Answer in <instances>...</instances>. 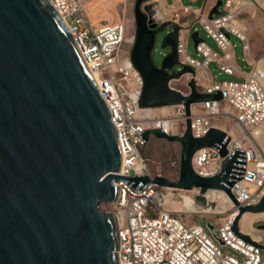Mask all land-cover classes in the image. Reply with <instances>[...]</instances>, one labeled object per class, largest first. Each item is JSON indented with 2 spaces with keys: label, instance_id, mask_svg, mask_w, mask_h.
I'll return each mask as SVG.
<instances>
[{
  "label": "water",
  "instance_id": "1",
  "mask_svg": "<svg viewBox=\"0 0 264 264\" xmlns=\"http://www.w3.org/2000/svg\"><path fill=\"white\" fill-rule=\"evenodd\" d=\"M149 1L136 0L131 52L144 78L141 107L184 104L190 115L192 104L222 100L221 92L199 93L193 81L187 95L170 86L193 70L168 72L178 63V24H171L173 31L164 40L170 54L161 67L154 64L156 36L170 24L159 26L150 19L152 5L144 7ZM221 5L219 1L210 18L219 14ZM192 39L196 47L199 32ZM151 136L181 145L179 179L131 178L135 185L199 189L203 195L225 191L239 207L231 188L240 178L230 173L240 151L214 177H201L192 164L201 148H217L227 158L231 139L224 130L214 127L195 138L189 119L183 135L150 129L145 141ZM122 164L106 100L50 0H0V264H119L116 217L101 206L117 201L115 182L123 178L117 175ZM200 201L206 204L204 196ZM245 213H264V199L257 206L239 207L232 227L237 236L255 244L239 232Z\"/></svg>",
  "mask_w": 264,
  "mask_h": 264
},
{
  "label": "built area",
  "instance_id": "2",
  "mask_svg": "<svg viewBox=\"0 0 264 264\" xmlns=\"http://www.w3.org/2000/svg\"><path fill=\"white\" fill-rule=\"evenodd\" d=\"M89 1L50 0L104 96L118 133L123 164L117 175L123 178L115 182L119 188L117 201L107 204L110 207L108 212L114 214L117 221L118 263L264 264V229L259 228L264 225V217L253 222L257 231L255 236L245 233L239 225V232L259 246L246 242L232 230L239 207L257 206L264 199V56L255 62L251 71L241 70L236 64L231 43V37H237L244 42V50L249 54L250 45L241 17L251 9L264 17V0H226L222 2V9L221 6L218 8L219 14L211 18L210 13L219 0L208 8H194L180 2L167 5L163 0L145 3L144 7L152 5L160 8L161 16L154 20L159 26L178 24L181 27L177 64L182 67L180 72L186 67L193 70V73L185 75L187 88L189 82L193 81L201 94L221 92L223 95L220 101L192 104L190 115L186 106L181 104L171 106L172 110L165 116L148 115L145 118L140 116L144 109L140 105L144 78L132 62L131 49H125V23L94 21L87 11ZM148 14L150 16L149 11ZM197 25L206 31L216 45L214 49L201 39L195 48L198 55L203 57L202 61L188 51L192 30L199 32ZM154 50H157L155 45ZM161 54L165 59L170 52ZM213 65L215 68H212ZM219 75L233 76L235 79L218 81ZM174 81L170 82L172 88ZM179 91L185 95L190 93ZM223 117L231 120V130L226 125L224 128L218 125ZM189 119L195 138H202L210 129L217 127L231 139L227 158H223L217 148H201L195 153L192 164L201 177L210 178L220 174L224 162L235 151L241 152L230 173L231 177L240 178L231 188L239 207L225 191L215 190L222 192L231 206L224 219L217 220L220 214L212 208L216 198L220 197L218 194L203 195L199 189H196L197 192L177 190L186 193L178 197L181 200L180 208L166 209L167 201L159 192L161 187L144 182L135 185L130 180L145 176L153 178L148 173L147 160L142 154L147 144L144 133L150 129H160L169 136L183 135ZM178 124L185 125L180 132L176 129ZM202 196L206 198V204L200 201ZM187 199L190 205H187ZM195 216L215 219L208 223L214 228L208 226V229L218 242L193 220ZM257 223L261 225L256 227ZM217 225L219 233L216 231ZM221 246L238 252L243 260L224 253Z\"/></svg>",
  "mask_w": 264,
  "mask_h": 264
},
{
  "label": "rangeland",
  "instance_id": "3",
  "mask_svg": "<svg viewBox=\"0 0 264 264\" xmlns=\"http://www.w3.org/2000/svg\"><path fill=\"white\" fill-rule=\"evenodd\" d=\"M155 1V0H153ZM170 1V0H169ZM205 0H199L197 2L184 0L185 4H191L194 7H202ZM218 0H209L208 7L213 5ZM225 3L226 0H219ZM135 4L136 0H90L87 4V11L90 17L96 22H109V23H125V42L124 46L126 50L132 51L135 40H136V32L137 25L135 19ZM153 7V6H152ZM222 9V6L220 7ZM149 8V13H150ZM242 24L245 28L249 45L250 52L249 54L244 50V42H241L237 37H231V43L233 45V50L236 56V64L237 66L244 71H251L255 62H257L261 57L264 56V17L256 11L255 9L248 10L245 14L242 15ZM200 37L202 40H205L212 48L216 49V45L214 41L208 37L206 31L200 26L197 25ZM173 31V26L168 25L164 30L156 36L155 48L152 52V59L154 64L157 67H161L164 61V56L161 52L168 53L170 52V48L165 46L164 40L167 37L168 32ZM195 30H192L191 36L188 40V51L189 53L196 59L203 60L202 56H199L195 43L192 39V34ZM127 64V63H126ZM215 68V65L212 66ZM182 67L177 64L172 69L168 71L170 73L179 74ZM216 74L217 71L215 72ZM235 77L228 75H219L217 76L218 81L224 80H234ZM172 86L176 89L182 90L183 92H190V89L187 88L185 76H183L180 80H175L172 83ZM129 89L131 87H128ZM160 108H144L141 110L140 116L147 117L149 116H165L172 110H168L167 113H164ZM226 106L224 105L223 109ZM164 111H167V108H164ZM218 125L220 127H226L228 129L233 128V124L230 119L220 118ZM185 128V125L178 124L176 125V129L178 132L182 131ZM143 152V151H142ZM143 154V153H142ZM147 159V167L148 173L153 176H162L166 177L170 180L177 181L179 179V171H180V157H181V145L179 143H172L168 140H160L154 136H151L148 144L144 147V155ZM159 192L163 196L164 200L167 201L165 205L166 209H179L180 208V195H186L185 192L177 191L175 189H164L159 188ZM221 200V201H220ZM222 196L216 198L215 205L212 206L214 210H217L219 214H223L228 210L229 204ZM102 210L108 212L110 207L106 204H102ZM109 213V212H108ZM227 214L219 215L217 220L224 219ZM257 219H261L256 218ZM195 222L204 227V229L208 232L209 236L218 242L210 229H208V223L211 221H215V219H211L209 217L203 216H195L193 218ZM251 219L249 218L245 224H247ZM261 224L257 223L255 226L259 227ZM217 233H219V225H217ZM264 245V242H263ZM221 249L224 253L229 254L231 256L236 257L239 260H243V257L233 249L228 246H221ZM264 256V252H262Z\"/></svg>",
  "mask_w": 264,
  "mask_h": 264
},
{
  "label": "bare ground",
  "instance_id": "4",
  "mask_svg": "<svg viewBox=\"0 0 264 264\" xmlns=\"http://www.w3.org/2000/svg\"><path fill=\"white\" fill-rule=\"evenodd\" d=\"M158 16H161V11H160V8L159 7H152L151 10H150V19L154 22V20L158 17ZM248 39V38H247ZM96 77V76H95ZM164 108L165 107H162V111L164 113H167L168 110L170 109V107H166L167 108V111H164ZM224 128V127H223ZM193 192H197L198 190H192ZM188 194V193H187ZM214 194H218L222 197H224V199H227L225 198V196L223 195L222 192H217L215 190H210L209 192H207L205 195L209 196V195H214ZM221 201V200H220ZM187 205H190V201L189 199H187ZM231 209V206L229 207L228 206V210L226 212H224L223 214H220V215H224L226 213H228ZM219 214V212H218ZM262 218L264 217V213H258V214H254V213H245L240 221V224H241V228L242 230L247 233V234H250V235H253L255 236L256 235V229L254 228L253 226V222L256 220V218ZM251 219V221H249L247 224H245V222L248 220V219Z\"/></svg>",
  "mask_w": 264,
  "mask_h": 264
},
{
  "label": "crops",
  "instance_id": "5",
  "mask_svg": "<svg viewBox=\"0 0 264 264\" xmlns=\"http://www.w3.org/2000/svg\"><path fill=\"white\" fill-rule=\"evenodd\" d=\"M163 1H165V4H167V5H173V4H177V3H181L182 5H189V6H192V7H194L193 5H191V4H185L184 3V0H163ZM188 1H193V2H197V1H199V0H188ZM208 1L209 0H205L204 1V4H203V6L202 7H194V8H208Z\"/></svg>",
  "mask_w": 264,
  "mask_h": 264
},
{
  "label": "trees",
  "instance_id": "6",
  "mask_svg": "<svg viewBox=\"0 0 264 264\" xmlns=\"http://www.w3.org/2000/svg\"><path fill=\"white\" fill-rule=\"evenodd\" d=\"M148 142H149V141H148ZM148 142H147V144H148ZM147 144H146V145H147ZM146 145H145V146H146ZM145 146H144V147H145ZM142 151H143L142 153H143V155H144V148L142 149ZM146 160H147V159H146Z\"/></svg>",
  "mask_w": 264,
  "mask_h": 264
}]
</instances>
